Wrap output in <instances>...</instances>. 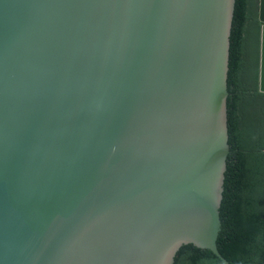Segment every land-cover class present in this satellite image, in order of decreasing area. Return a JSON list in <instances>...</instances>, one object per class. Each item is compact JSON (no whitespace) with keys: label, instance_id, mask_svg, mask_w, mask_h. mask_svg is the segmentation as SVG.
<instances>
[{"label":"water","instance_id":"obj_1","mask_svg":"<svg viewBox=\"0 0 264 264\" xmlns=\"http://www.w3.org/2000/svg\"><path fill=\"white\" fill-rule=\"evenodd\" d=\"M236 0H0V264L212 250ZM259 92L264 94V0Z\"/></svg>","mask_w":264,"mask_h":264},{"label":"trees","instance_id":"obj_2","mask_svg":"<svg viewBox=\"0 0 264 264\" xmlns=\"http://www.w3.org/2000/svg\"><path fill=\"white\" fill-rule=\"evenodd\" d=\"M259 0H236L227 79L228 144L217 247L230 264H264V94L259 92ZM175 264H225L184 245Z\"/></svg>","mask_w":264,"mask_h":264}]
</instances>
